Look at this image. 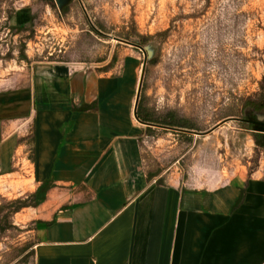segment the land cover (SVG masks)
Segmentation results:
<instances>
[{
	"label": "crops",
	"instance_id": "obj_1",
	"mask_svg": "<svg viewBox=\"0 0 264 264\" xmlns=\"http://www.w3.org/2000/svg\"><path fill=\"white\" fill-rule=\"evenodd\" d=\"M133 77L128 63L0 68V179L52 185L26 208L34 264H264V173L147 180Z\"/></svg>",
	"mask_w": 264,
	"mask_h": 264
},
{
	"label": "rangeland",
	"instance_id": "obj_2",
	"mask_svg": "<svg viewBox=\"0 0 264 264\" xmlns=\"http://www.w3.org/2000/svg\"><path fill=\"white\" fill-rule=\"evenodd\" d=\"M63 8L54 0H0V68L47 60L117 75L128 63L136 96L144 54L123 41L147 47L140 96L155 118L188 121L203 134L144 125L145 172H177L205 184L241 170L264 173L258 132L226 120L231 110L243 118L247 99L260 93L264 0H69ZM25 182L0 179V205L31 193ZM28 213H0V264H32L31 257L20 260L34 240Z\"/></svg>",
	"mask_w": 264,
	"mask_h": 264
},
{
	"label": "trees",
	"instance_id": "obj_3",
	"mask_svg": "<svg viewBox=\"0 0 264 264\" xmlns=\"http://www.w3.org/2000/svg\"><path fill=\"white\" fill-rule=\"evenodd\" d=\"M64 10L65 8L62 9L63 12ZM118 37H119L118 39H125L124 37H121V36H118ZM19 58L21 61L29 62V59L24 53H20ZM113 62L111 63V66L113 65ZM108 69L109 67L102 71H97V72L104 73V72H107ZM253 98L255 99H252V98L247 99L248 104L246 105V108H248L249 112L246 113V115L243 118L236 117L237 115L234 110H231L227 114V117L231 116L229 118H234L236 120L245 121V122L246 120H249V119L255 120L258 117H263L264 119V73L262 76V81L260 83V93L254 95ZM250 115L252 117H250ZM136 117H137V120L141 124H148L149 126L163 125V126H166L167 128H176L179 130L200 133L198 132L199 131L198 127L190 124L188 121L170 122L167 120L171 117H163L162 120L155 118L153 109L150 108L146 104V97L140 96L137 109H136ZM253 139H254L255 145L258 148L264 150V133H255V135L253 136ZM159 174H160L159 170L155 172H147L146 173L147 180H151L157 177ZM158 181L160 182V179ZM51 187L52 185L50 183H43L35 191L25 195L24 197L5 201L2 205H0V213L4 210V208H8L7 216L10 217L11 215L18 213L22 209L35 208L39 206L41 203L45 201L46 193ZM34 244H35V238L32 243H30L27 247H25L22 250V252L24 253L26 252L27 249H30V251L24 254L20 260H22L23 262H26L28 261L29 257H31L32 264H34V252L32 250Z\"/></svg>",
	"mask_w": 264,
	"mask_h": 264
},
{
	"label": "water",
	"instance_id": "obj_4",
	"mask_svg": "<svg viewBox=\"0 0 264 264\" xmlns=\"http://www.w3.org/2000/svg\"><path fill=\"white\" fill-rule=\"evenodd\" d=\"M54 1H55L59 10H62V8L69 2V0H54ZM123 42L128 43V44L140 49L141 51H143V54H144V62H143L142 70H141V75H140V79H139V83H138V88H137L136 97H135V105H134V116L137 119L136 109H137V105H138V102L140 99V93H141V88H142V81H143L144 70H145V66H146V60L150 57L151 54H150V51L147 49V47L142 48L135 43H129L126 41H123ZM226 120H236V119L227 118ZM246 122L252 123L254 125L253 130L255 132L264 133L263 117H258L257 121L246 120ZM144 125L149 126L148 124H144ZM257 126H259V127H257ZM187 132H190V131H187ZM192 133L200 134V135L203 134V133H197V132H192Z\"/></svg>",
	"mask_w": 264,
	"mask_h": 264
},
{
	"label": "flooded vegetation",
	"instance_id": "obj_5",
	"mask_svg": "<svg viewBox=\"0 0 264 264\" xmlns=\"http://www.w3.org/2000/svg\"><path fill=\"white\" fill-rule=\"evenodd\" d=\"M249 120H252V119H249ZM252 121H257V119H255V120H252ZM249 125H251L252 127L254 126L252 123H249V122H247ZM263 123H264V119H263ZM257 127H259V126H257Z\"/></svg>",
	"mask_w": 264,
	"mask_h": 264
}]
</instances>
